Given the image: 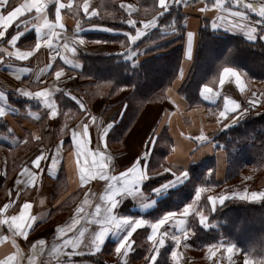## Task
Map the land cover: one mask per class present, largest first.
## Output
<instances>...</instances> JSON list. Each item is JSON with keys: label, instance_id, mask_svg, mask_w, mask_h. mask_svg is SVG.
<instances>
[{"label": "crops", "instance_id": "1", "mask_svg": "<svg viewBox=\"0 0 264 264\" xmlns=\"http://www.w3.org/2000/svg\"><path fill=\"white\" fill-rule=\"evenodd\" d=\"M28 2L0 0L4 5L0 12L7 15L8 11ZM45 2L44 18L33 9L16 17L6 29L0 27L5 32V36L0 37V108L4 110V115L0 116V264H101L85 257L95 254L101 256L104 264H125V261L126 264H245V259L251 264H264V245L261 246V255L251 257L234 241L223 236L203 242L213 236V231L207 232L201 226L208 228L213 224L208 221L202 224L196 214L202 210L207 217L208 211L220 204V195L248 201L264 199H251L253 192L264 193V176L251 186L247 180L251 179L250 168L244 171L248 174L243 173V177L224 180L226 154L211 140V135L225 128L224 123L233 115L229 110L224 118H219V112L224 110L225 97L241 105L236 110L237 115L249 106L253 93L258 101L255 107L229 125L251 112L264 111V105L260 103L264 99V70L247 71L244 67L225 65L200 86L199 101L190 105L178 94L194 57L203 23H208L218 37L236 35L258 43V48L264 51V18L236 6L232 0H195L185 5L183 31L175 30L158 43L145 44L128 55L130 62L136 65L149 51L144 53L145 49L178 39L181 42L178 73L165 89L163 99L142 103L134 116L126 118V126H123L126 97L132 88L115 83L112 80L118 78L115 74L110 78L103 74L105 70L102 73L92 71L89 61L94 55L113 62L114 57L153 29L156 25L145 29V21L138 26V21L130 16L141 13L148 18L156 14L158 0H149L147 6H140V0H60L65 5L60 10V24H56V0ZM247 2L259 6L264 0ZM85 3L88 4V13L85 12ZM225 6L232 12L247 11L248 20L233 18L230 12L224 11ZM115 12L128 15L127 19L134 20L135 26L125 21L124 28L118 29L86 21ZM222 16L244 28H214L212 23L222 24L219 19ZM29 19L31 22L26 27L20 24L17 29L21 20ZM46 20L55 25L52 31L57 35L51 38L50 44L44 43L51 32L46 26L42 27L41 46L36 48L35 29L45 25ZM248 27L256 29L254 38L246 34ZM138 29L142 34L130 40ZM17 31L20 33L17 41L9 44ZM73 48L76 50L72 51ZM18 52H31V55L20 59ZM224 67H232L240 73L243 90L231 75H226L224 84H220V72ZM57 72H61L59 77ZM204 87L211 89L205 93L211 99L201 96ZM18 89L45 95L27 97ZM218 118L220 123H217ZM85 126L87 136L83 135ZM74 132L80 146L73 141ZM201 132L207 141L196 139ZM101 152L103 156L97 155ZM145 152L147 156H144ZM37 156L41 159L38 164H33ZM93 160L99 164L90 172L86 165H91ZM133 164H138L137 173L143 171L148 178L139 185H132L138 186L139 191L117 197L113 214L118 218H142L155 223L166 213L175 212L176 221L184 219L185 223L173 221L162 225L154 239L158 242L160 233L168 229L177 235H182L179 229L189 233L180 245L165 238V243L155 252L150 251L153 242L147 240L151 227L143 225L130 238L134 240L133 250L121 257L115 247L127 234L128 225L115 228L113 223L106 225L110 231L100 250L91 251L94 235L101 227L96 223V205L100 204L103 209L110 185L120 187L124 178L132 179L135 173L128 170ZM99 165H103L104 178L99 175ZM164 168H171L177 174L184 171L186 176L173 180L171 172H165ZM121 173L126 176L121 178ZM81 175L85 176L84 181ZM108 177L118 179L110 181ZM198 187L204 191L194 203ZM186 191H193L189 198L185 197ZM209 196L217 197L215 206L208 200ZM187 204L193 207L184 217L182 210ZM22 212L23 220L19 219ZM17 223L30 226L18 229ZM230 245L232 251H229ZM173 250L177 252L175 258L171 255ZM152 255H156L155 261H151Z\"/></svg>", "mask_w": 264, "mask_h": 264}, {"label": "trees", "instance_id": "2", "mask_svg": "<svg viewBox=\"0 0 264 264\" xmlns=\"http://www.w3.org/2000/svg\"><path fill=\"white\" fill-rule=\"evenodd\" d=\"M194 1L181 0L180 3H171L167 10L157 17L156 26L114 57L113 62L108 61L109 59L105 61L102 59L104 56H91L89 64L92 71L102 73V70H105L103 74L110 78L115 74L118 77L112 78L115 83L132 88L126 97L123 126H126V118L134 116L142 103L163 99L165 89L171 85L178 73L181 42L178 39L145 49L144 53L146 50L149 51L136 65L130 62L131 57L129 58L128 55L141 49L145 44L158 43L157 41L164 39L175 30L183 31L186 19L183 7ZM139 4L147 6L150 3L149 0H140ZM127 16L115 12L114 15L91 17L86 21L122 29ZM153 16L155 14L146 18L141 13H137L130 17L138 21L140 26V22L150 20ZM258 46V43L248 42L236 35L218 37L214 35L208 23H203L198 32L194 57L178 89V94L190 105L195 100L199 101L200 86L209 81L212 75L225 65L244 67L247 71L255 68L264 70V51ZM211 136L216 148L222 149L226 154L224 180L238 179L243 177V173L247 175L248 172H244L247 168L252 171L251 179H247L251 186L264 176V111L251 112ZM192 192L186 191L185 197L189 198ZM207 221L213 225L208 228L201 226V228L207 232L213 231V236L203 242L215 241L223 236L234 241L247 255L251 257L261 255V246L264 245V199L248 201L227 197L223 204L220 203L213 211H208ZM85 257L104 264L99 254Z\"/></svg>", "mask_w": 264, "mask_h": 264}, {"label": "snow or ice", "instance_id": "3", "mask_svg": "<svg viewBox=\"0 0 264 264\" xmlns=\"http://www.w3.org/2000/svg\"><path fill=\"white\" fill-rule=\"evenodd\" d=\"M180 2H181V0H158L159 9L156 10L155 16H153V18L151 20L143 22L145 29L151 28L152 26H154L157 23V17H159L163 11L167 10L169 3H180ZM232 2L236 6H238V7L242 6L243 9L251 10L254 13H258L259 17L264 18V3H261V4H259V6H257L256 4L248 3L247 0H232ZM216 6H218V4L214 5V7H216ZM2 7H4V5H3V3H0V8H2ZM64 7H65V5L60 3V0H56V24H60V10ZM84 8H85V12L88 13V4L87 3H85ZM33 9L35 10V12L37 14H39L41 16V18H44L43 14L45 13V10L47 9V3L45 2V0H29L28 3L22 4L19 7H15L12 11H8L7 15H4L2 12H0V27L6 29L9 26V24L16 17L21 16L22 13H29ZM204 10L205 9H201V11H204ZM224 11L230 12V14L232 15L233 18L239 17L241 19L248 20L247 11L241 10V11L232 12L228 6H225ZM219 19L222 21V24H218L214 21L212 23V26L214 28L217 26H223L225 28L233 29V30H235L237 27H240L242 29L244 28L243 25H238L237 23H234L232 20H229L225 16H222ZM30 22H31L30 19L29 20H21L17 24V29H19L20 24H23L26 27L27 24ZM126 23L128 25H132V26H135V24H136V22L132 19H127ZM45 26L49 29V31L51 32V35L48 37V39L43 40L44 43L50 44L51 38L53 36L57 35V33L55 31H52V29L55 27V25H53L52 23H50L46 20L45 25H41L39 27H36V29H35L36 34H37L36 48H39L41 46L42 37L40 36V33H41V28L45 27ZM255 31H256V29L254 27H248L246 34L249 36V38H254ZM141 34H142V32L140 31V29H138L136 31V34L130 36L129 39L135 40ZM19 35H20L19 31H17V34L13 35L11 37V40L8 41V43L9 44H15ZM4 36H5V32L3 30H0V37H4ZM189 36H191V33L189 34ZM80 42L82 43L83 41L81 40ZM97 42L100 43L101 41H97ZM64 47L65 48L68 47L67 43H65ZM75 50H76L75 48L72 49V51H75ZM17 54L19 55L20 59H25L26 57L31 55V52H23V53L18 52ZM57 54H59V53H57ZM189 54H190V42H189ZM69 63H71V62L69 61ZM56 75H57V77H59L61 75V72H57ZM182 75H183V73H181V76ZM226 75H231V76L235 77L236 84L241 87V90H243V84L241 83V75L236 69H234L232 67H224L223 68L222 72H220V77H219L221 85L224 84ZM17 91L23 92V94L27 97H41V96L45 95V93H42V92H35V93L24 92L23 89H18ZM45 92H46V90H45ZM209 92H211V89L204 87L201 90L200 94L206 100H208V99H211V97L208 95H205V93H209ZM262 96H264V94H262ZM73 98L76 99V97H73ZM257 102L258 101L256 98V94L253 93L252 98L249 100V106L244 107L243 110L237 115L236 110L241 108V105L236 100L229 99V98L225 97L224 110L219 112V118H224L228 114L229 110L232 111L233 115L228 117L229 122L224 123L223 126L224 127L229 126V124L233 123L240 115H242L243 113H246L251 108L255 107ZM260 103L262 105H264V99H262L260 101ZM81 107H83L82 104H81ZM3 115H4V110L2 108H0V116H3ZM219 118L217 120V123H220ZM106 131H107V129H105V132ZM83 135L87 136V126H85V131H84ZM101 139H103V137H101ZM196 139L200 140V141H207L208 140V138L206 136H204L203 132H201V135L199 137H197ZM73 141L77 144V146L81 145V142H80V140L77 139V135L75 132L73 133ZM97 155L103 156V153L101 152V153H98ZM144 156H147L146 152L144 153ZM40 159H41V157L37 156L36 160H34L32 163L38 164V161ZM138 163H142V161H138ZM98 164H99V162L97 160H93L91 165H86V167L91 172L92 167L95 165H98ZM99 168H100L99 175L101 176V178H104L105 174H104V170H103V165H99ZM137 168H138V164H133L132 168H130L128 170L129 173H135L132 176L131 180L124 178L126 176L125 173L120 174L121 178H124L123 183L120 187L110 185V190L106 194V203L103 205V209L101 208L100 204L96 205V214H95L96 215V223L100 224L101 227H100V230L98 232H96L94 235V239L92 241V247L90 249L91 251L98 252L100 250V247L103 244V240H104L106 234L110 231V227H108L106 225H111L113 223L115 224V228H118V227H121L124 225H128L127 234L123 236V239L120 240V242L115 247V252L117 254H120L121 257H126L128 255V253L133 250L132 244L134 243V240H130V238L133 237V233L143 225H150L151 230H152L151 234L147 236V240L153 242V248L150 249V251L157 252L158 248L165 243V238H170L171 240H173L175 242L176 245H180L182 239H186L189 232L185 229H179V231L182 233V235H177L174 231H172L171 229H168V230H165V231L160 233V238H159L158 242L154 239L157 235V231L161 228L162 225L176 221L177 213H175V212L166 213L165 215H163L162 218L157 220L155 223H152V222L150 223V222H148L142 218H137L134 220L131 217H119L118 218L116 215L113 214V210L115 209V207L118 204L117 197H119L123 193H133V192L139 191L138 186L132 187V185L133 184L139 185L141 183V181L148 178L146 173H144L143 171H140L137 173ZM82 171H84V170L82 169ZM164 171L165 172H171V174L173 176V180H179L182 177L186 176V172L180 171L177 174V172L173 171L171 168H164ZM108 179L110 181H112V180H117L118 178L117 177H108ZM81 180L82 181L85 180L84 175H81ZM202 191H204L203 188H201V187L196 188L194 203L199 201V198L201 196ZM258 197H264V193L253 192L251 194V199H256ZM218 199H219V202L221 204H223V202L226 199V196L220 195L218 197ZM208 200L212 203L213 206H215L217 203V197L216 196H209ZM192 207H193L192 204L185 205L183 210H182V215L184 217H187L189 210L192 209ZM24 208L27 209L28 205L25 204ZM0 211H2V210H0ZM77 211H80V209H77ZM196 214L199 216L200 222L202 224H205L207 221V217L203 214V211L198 210ZM23 218H24V213L22 212L19 219L23 220ZM13 219H16V218H13ZM29 219L31 220L34 218L29 217ZM176 223L177 224H184L185 220L181 219L179 221H176ZM26 226H30V225H25V224H21V223L16 224V227L18 229H23ZM21 234H23V232H21ZM41 243H43V241H41ZM67 243H68V241H65V244H67ZM73 246L75 247V244ZM184 246L187 247L188 245L185 243ZM209 247L210 248L215 247V245H209ZM232 250H233V246L230 245L229 251H232ZM69 255H71V253H69ZM171 255L173 258H175V257H177V252L175 250H173ZM155 258H156V255H152L151 261H155ZM125 264H126V261H125ZM245 264H251V261L245 259Z\"/></svg>", "mask_w": 264, "mask_h": 264}, {"label": "rangeland", "instance_id": "4", "mask_svg": "<svg viewBox=\"0 0 264 264\" xmlns=\"http://www.w3.org/2000/svg\"><path fill=\"white\" fill-rule=\"evenodd\" d=\"M247 172V171H246Z\"/></svg>", "mask_w": 264, "mask_h": 264}]
</instances>
